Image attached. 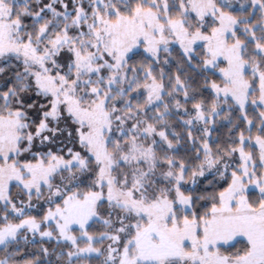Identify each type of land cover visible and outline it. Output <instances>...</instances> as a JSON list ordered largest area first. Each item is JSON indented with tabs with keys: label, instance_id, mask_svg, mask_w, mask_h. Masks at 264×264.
<instances>
[{
	"label": "snow or ice",
	"instance_id": "6c2138e0",
	"mask_svg": "<svg viewBox=\"0 0 264 264\" xmlns=\"http://www.w3.org/2000/svg\"><path fill=\"white\" fill-rule=\"evenodd\" d=\"M0 264H264V0H0Z\"/></svg>",
	"mask_w": 264,
	"mask_h": 264
}]
</instances>
